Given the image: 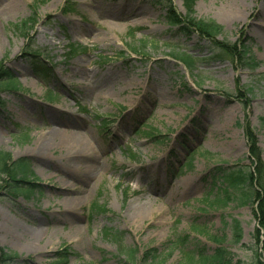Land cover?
<instances>
[{
    "label": "rangeland",
    "instance_id": "obj_1",
    "mask_svg": "<svg viewBox=\"0 0 264 264\" xmlns=\"http://www.w3.org/2000/svg\"><path fill=\"white\" fill-rule=\"evenodd\" d=\"M165 1L0 0V76L16 84L0 85V152L26 159L37 186L14 195L0 175V250L18 256L6 264H184L220 247L232 264H257V200L241 206L215 170L255 169L247 129L264 163V0L242 2L236 19L229 0H196L192 19L223 27L216 40L171 25ZM243 44L255 71L220 48ZM51 129L85 134L94 157L27 153ZM5 219L21 228L8 235Z\"/></svg>",
    "mask_w": 264,
    "mask_h": 264
},
{
    "label": "trees",
    "instance_id": "obj_2",
    "mask_svg": "<svg viewBox=\"0 0 264 264\" xmlns=\"http://www.w3.org/2000/svg\"><path fill=\"white\" fill-rule=\"evenodd\" d=\"M195 2L196 0H183V4L188 14L186 18H181L179 15H176L173 12L172 8L170 7L171 2L168 0V22L173 26H177L179 30L189 31V28H194L204 37L216 40L218 36L223 34V27L212 21H195L192 19L191 16L194 15L193 8ZM28 22L30 23L31 21H25L23 25L28 24ZM220 48H222L229 56L236 59L239 62L241 68H248L252 71L258 69L259 63L251 55V51L244 44L239 46V48L234 46L232 51L230 48L225 46H220ZM177 57V59L185 64L187 68L192 69L194 67L195 60L191 56L184 54L183 56ZM4 79H7V81L3 82ZM0 81V85L3 83L6 84L5 87L7 90H16L15 80L11 73L4 72L3 75L0 76ZM8 81L13 82L14 85H10L11 83L8 84ZM252 134V131L247 129V136L250 141V155L254 159L255 169H253V171L248 170L247 172L242 170L232 172L219 167L215 170V175H217L215 179L221 180L223 184L226 185V190H224L225 194H228L230 189L235 191V193H239L241 206H247L257 200L258 205L255 216L258 222L259 230H257L258 237L256 238L261 250V253L257 258V264H264V163L261 161L260 154ZM0 175L7 176L9 181L7 188L9 189V193L13 192L14 195L18 194L29 198L37 188V186L28 179L32 178L33 174L30 171L29 164L26 159L12 160L4 153L0 152ZM229 198L230 196H228V199ZM234 231L237 242H240L242 238V229L240 224L237 222L235 223ZM261 232L263 234H261ZM186 239L187 238L182 239L180 241L181 244L184 245ZM0 251V264H6L10 261H18V256L16 254L7 253L8 255H6L4 252L5 250ZM131 255L134 256L135 251H131ZM62 260L63 259L60 260V263ZM232 263L233 259L231 253L228 251V249L220 247L211 256L206 255V251L204 249H197L194 252L186 253L184 264Z\"/></svg>",
    "mask_w": 264,
    "mask_h": 264
},
{
    "label": "bare ground",
    "instance_id": "obj_3",
    "mask_svg": "<svg viewBox=\"0 0 264 264\" xmlns=\"http://www.w3.org/2000/svg\"><path fill=\"white\" fill-rule=\"evenodd\" d=\"M231 2V4H229L227 7V12L226 15L228 16V18L230 19H236L238 17V14H240V5L242 4V2L246 1V0H229ZM63 132H59L56 129H51L49 132H47L46 134H44L43 137H41L39 140H37L36 144H35V148H32L31 150L27 151V153L29 154H33L36 158H40L46 162H52L55 163V161L53 159H51L48 156L49 151H53L56 149L61 150V152L63 153V158L64 159H69V160H74L77 159V161L82 160L83 158L85 159H91L92 157H94V153H95V149L94 146L89 142V140L86 138L85 134L81 133V132H76V133H63ZM3 138H1V133H0V141ZM53 165V164H52ZM91 170V175L92 176H99V175H103L102 174V170H105L104 167H89ZM64 187L67 186V184L63 183V180L60 181ZM69 195V194H67ZM81 203L80 199L77 198H71V197H67L63 200V204L67 207L73 208V207H77L79 206V204ZM142 211L141 210H137L134 214L132 218H140L142 216ZM3 226H5V230L7 231L8 235H13V228L12 226H16L17 228H21L18 227L17 225H14L10 220L5 219L3 222ZM23 233L25 234H29V232H26V230H23ZM41 231H34V232H30V234L33 236V241L38 240L40 238L41 235ZM81 233V232H80ZM30 236V235H29ZM43 239V237L40 239V241ZM32 245H34V243H28L23 250L26 252H36L39 253L40 251H42L44 248L42 249H37L36 247H33ZM47 245H50L49 243H47Z\"/></svg>",
    "mask_w": 264,
    "mask_h": 264
}]
</instances>
